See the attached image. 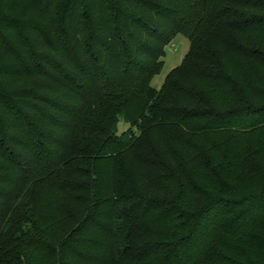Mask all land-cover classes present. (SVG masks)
I'll use <instances>...</instances> for the list:
<instances>
[{
	"label": "trees",
	"instance_id": "trees-1",
	"mask_svg": "<svg viewBox=\"0 0 264 264\" xmlns=\"http://www.w3.org/2000/svg\"><path fill=\"white\" fill-rule=\"evenodd\" d=\"M262 132L264 0H0V264H264Z\"/></svg>",
	"mask_w": 264,
	"mask_h": 264
},
{
	"label": "rangeland",
	"instance_id": "rangeland-1",
	"mask_svg": "<svg viewBox=\"0 0 264 264\" xmlns=\"http://www.w3.org/2000/svg\"><path fill=\"white\" fill-rule=\"evenodd\" d=\"M254 37H256V35ZM249 38L250 37L246 38V42L249 40ZM189 50H190V43H189L187 37H185L183 35H176L170 41V43L166 46L165 54L163 56V61H164L163 68H162L161 72L153 78L152 85L154 88L160 90L163 87L167 76H169V74H171L174 69H176L177 67H179L183 63V61H184L186 55L188 54ZM223 56H224L225 60H228L227 54H224ZM236 105H239V104H236ZM259 134L263 135L264 132L259 133ZM259 134H257V135H259ZM257 135H255V136H257ZM211 137L212 138H210V137L208 138L209 142L207 144L211 145L213 143L215 138H214V136H211ZM162 139H164V140L160 141V143L159 142L155 143L154 135H151L150 139H148V141L146 143L147 145H149L151 143L152 146L154 147L153 151L158 152L160 154V156L157 158L155 166L153 167L155 172H156V169L168 172L169 169H167V168L169 166L175 167L176 170L178 168L182 169V170H187L188 168L194 167L193 165L195 163H199L198 158H201V153H199L197 150L193 149V150L189 151V149L183 148L182 146L176 149L174 146H171V143L167 142V136L166 135H163ZM202 147L206 148L205 146H202ZM211 150L214 151L213 148ZM207 151H208V149H207ZM156 174L157 173H155V175H153L149 178V185H151V187L149 186V195H151V197H156V196L157 197H164L170 201L173 198H176L179 191H180L179 186L175 182H173L172 180L160 179ZM159 187L164 189V191L168 194L163 195V194L157 193ZM39 199H40L41 204L45 203V206L47 205L46 210L48 208H49V210H51L56 205V204H53L52 199L54 200V203L57 202V200H59L58 197L55 195V192H54L53 188L51 187V185L46 187L40 193ZM48 205H49V207H48ZM58 228H61V226H59ZM58 233L60 234V230H58ZM163 233L164 234L162 235L161 240L154 241V242H158V243H161V242L163 243L164 241L169 242L170 237H171V232H167V230H165ZM213 241H215V240H213ZM161 245H163V244H161ZM213 249H214L213 244L209 243L206 247H204L200 251L199 256H198L199 259L206 257L207 254H209L210 252H214ZM165 253L166 252H160V255H162V256L166 255ZM141 260H139V261H141ZM46 262H48V261H46ZM141 263H143V262L141 261ZM141 263H137L134 260L129 259V260H125L121 264H141Z\"/></svg>",
	"mask_w": 264,
	"mask_h": 264
}]
</instances>
